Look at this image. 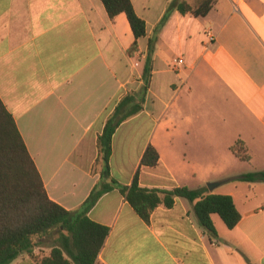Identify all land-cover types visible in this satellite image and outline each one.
I'll use <instances>...</instances> for the list:
<instances>
[{
	"label": "crops",
	"instance_id": "crops-1",
	"mask_svg": "<svg viewBox=\"0 0 264 264\" xmlns=\"http://www.w3.org/2000/svg\"><path fill=\"white\" fill-rule=\"evenodd\" d=\"M130 1L146 26L132 54L126 15L110 18L101 0H0V101L49 199L68 211L82 205L100 178L97 138L132 94L142 110L112 138L110 174L119 187L87 212L109 229L98 263L264 264V182L236 180L264 171V0H214L204 17L167 10L173 0ZM237 142L249 160L233 154ZM148 145L159 154L153 167L140 164ZM137 171L147 189L219 183L208 193L230 195L241 219L228 229L212 214V233L193 204L176 198L145 221L120 191ZM45 237L10 264L48 255L58 234Z\"/></svg>",
	"mask_w": 264,
	"mask_h": 264
},
{
	"label": "trees",
	"instance_id": "trees-1",
	"mask_svg": "<svg viewBox=\"0 0 264 264\" xmlns=\"http://www.w3.org/2000/svg\"><path fill=\"white\" fill-rule=\"evenodd\" d=\"M101 1L110 18L120 13L126 15L134 36L129 53H134L137 40L146 35L144 20L137 16L130 0ZM212 4V0H204L194 7L185 1L173 0L167 10L176 8L181 14L204 17ZM153 46V40L149 39L142 73L144 92L151 78ZM140 110L141 102H137L132 94L125 95L116 104L96 142L95 168L99 171V182L78 209L68 211L49 199L14 119L0 101V264H10L23 253L31 254L36 246L33 237L52 230L58 234L57 244L52 246L48 255L33 257L36 264H99L98 255L109 229L90 220L87 212L104 193L119 187L110 174L112 138L119 125ZM231 150L239 160H249L242 142H237ZM158 160L157 150L148 145L140 164L153 167ZM236 180L264 182V171L245 173ZM120 191L134 212L145 221L158 206L171 208L176 198H184L193 204L198 222L212 233H215L212 214H217L228 229H233L241 219L230 195L209 194L204 186L147 189L139 186L137 171L131 185L120 187Z\"/></svg>",
	"mask_w": 264,
	"mask_h": 264
},
{
	"label": "rangeland",
	"instance_id": "rangeland-1",
	"mask_svg": "<svg viewBox=\"0 0 264 264\" xmlns=\"http://www.w3.org/2000/svg\"><path fill=\"white\" fill-rule=\"evenodd\" d=\"M192 2H194V3H196V2H200L201 0H191ZM212 1H214V0H212ZM191 6H197V5H191ZM244 165V164H243ZM226 188L225 187H222V188H219L218 189V191H224ZM49 233V234H48ZM48 233H46V236L47 237H45L44 238V243H48L49 241H54V239L56 238V232L55 231H50V232H48ZM44 236V235H43ZM43 236H39V237H33V243L35 244V245H37L38 244V241H39V239L41 238V237H43Z\"/></svg>",
	"mask_w": 264,
	"mask_h": 264
},
{
	"label": "water",
	"instance_id": "water-1",
	"mask_svg": "<svg viewBox=\"0 0 264 264\" xmlns=\"http://www.w3.org/2000/svg\"><path fill=\"white\" fill-rule=\"evenodd\" d=\"M219 183H208L207 188L208 190L212 191L215 187L218 186Z\"/></svg>",
	"mask_w": 264,
	"mask_h": 264
},
{
	"label": "built area",
	"instance_id": "built-area-1",
	"mask_svg": "<svg viewBox=\"0 0 264 264\" xmlns=\"http://www.w3.org/2000/svg\"><path fill=\"white\" fill-rule=\"evenodd\" d=\"M209 40H212V37H209ZM264 206V205H263ZM264 209V208H263Z\"/></svg>",
	"mask_w": 264,
	"mask_h": 264
}]
</instances>
